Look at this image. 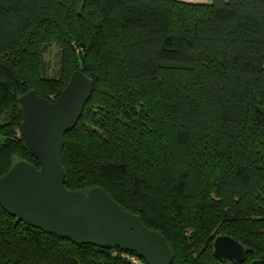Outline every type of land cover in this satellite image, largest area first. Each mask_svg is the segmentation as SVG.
Returning a JSON list of instances; mask_svg holds the SVG:
<instances>
[{"label": "trees", "instance_id": "obj_1", "mask_svg": "<svg viewBox=\"0 0 264 264\" xmlns=\"http://www.w3.org/2000/svg\"><path fill=\"white\" fill-rule=\"evenodd\" d=\"M77 69L94 89L64 136V186L103 188L165 237L171 264H233L214 257L218 235L252 249L243 264L264 259V0H0V176L38 166L16 98H56ZM0 264L147 263L0 205Z\"/></svg>", "mask_w": 264, "mask_h": 264}, {"label": "water", "instance_id": "obj_2", "mask_svg": "<svg viewBox=\"0 0 264 264\" xmlns=\"http://www.w3.org/2000/svg\"><path fill=\"white\" fill-rule=\"evenodd\" d=\"M93 89L94 80L77 69L53 101L33 89L16 98L22 112L23 145L38 166L25 159L12 163L0 176V205L25 225L74 244L130 251L147 264H171L173 252L165 237L146 227L103 188L64 186V136L76 126ZM251 252L229 235H218L213 241V255L220 261L243 264ZM248 264H264V259Z\"/></svg>", "mask_w": 264, "mask_h": 264}, {"label": "rangeland", "instance_id": "obj_3", "mask_svg": "<svg viewBox=\"0 0 264 264\" xmlns=\"http://www.w3.org/2000/svg\"><path fill=\"white\" fill-rule=\"evenodd\" d=\"M43 61L45 63L46 71H47V76L49 78L56 77L59 73L60 70V53H59V48L58 46L53 43L48 50L44 53L43 55ZM35 61V60H34ZM52 82V80L50 81ZM49 100H54L55 97L51 94L48 97ZM6 114V113H4ZM7 117V115L0 116V123L5 122L4 118ZM19 134V131H18Z\"/></svg>", "mask_w": 264, "mask_h": 264}, {"label": "crops", "instance_id": "obj_4", "mask_svg": "<svg viewBox=\"0 0 264 264\" xmlns=\"http://www.w3.org/2000/svg\"><path fill=\"white\" fill-rule=\"evenodd\" d=\"M192 4H210L212 0H176Z\"/></svg>", "mask_w": 264, "mask_h": 264}, {"label": "built area", "instance_id": "obj_5", "mask_svg": "<svg viewBox=\"0 0 264 264\" xmlns=\"http://www.w3.org/2000/svg\"><path fill=\"white\" fill-rule=\"evenodd\" d=\"M131 260L133 261V262H135V263H137L138 262V260L136 259V258H131Z\"/></svg>", "mask_w": 264, "mask_h": 264}]
</instances>
